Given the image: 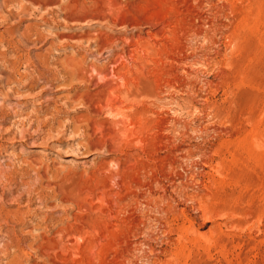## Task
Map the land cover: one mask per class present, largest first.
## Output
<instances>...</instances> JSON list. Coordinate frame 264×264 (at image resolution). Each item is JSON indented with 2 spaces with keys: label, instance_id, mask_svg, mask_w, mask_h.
<instances>
[{
  "label": "rangeland",
  "instance_id": "obj_1",
  "mask_svg": "<svg viewBox=\"0 0 264 264\" xmlns=\"http://www.w3.org/2000/svg\"><path fill=\"white\" fill-rule=\"evenodd\" d=\"M0 264H264V0H0Z\"/></svg>",
  "mask_w": 264,
  "mask_h": 264
},
{
  "label": "bare ground",
  "instance_id": "obj_2",
  "mask_svg": "<svg viewBox=\"0 0 264 264\" xmlns=\"http://www.w3.org/2000/svg\"><path fill=\"white\" fill-rule=\"evenodd\" d=\"M110 47V46H109ZM115 94V93H114ZM113 98H115V97H113ZM110 99H112V98H110ZM113 100V99H112ZM115 101H117V99L115 100ZM117 114V113H116ZM122 119H123V117H122ZM142 237V236H141ZM36 250V249H35Z\"/></svg>",
  "mask_w": 264,
  "mask_h": 264
}]
</instances>
